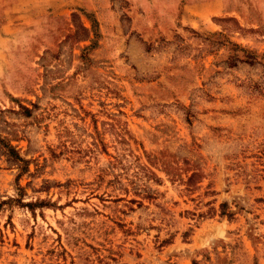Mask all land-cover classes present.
Instances as JSON below:
<instances>
[{
    "label": "rangeland",
    "instance_id": "obj_1",
    "mask_svg": "<svg viewBox=\"0 0 264 264\" xmlns=\"http://www.w3.org/2000/svg\"><path fill=\"white\" fill-rule=\"evenodd\" d=\"M0 138V264H264V0H0Z\"/></svg>",
    "mask_w": 264,
    "mask_h": 264
},
{
    "label": "trees",
    "instance_id": "obj_2",
    "mask_svg": "<svg viewBox=\"0 0 264 264\" xmlns=\"http://www.w3.org/2000/svg\"><path fill=\"white\" fill-rule=\"evenodd\" d=\"M28 110V109H26ZM3 143L4 148L6 149L7 154L12 157L14 160H23L20 155L17 153L15 146L9 143V141H4V138H0Z\"/></svg>",
    "mask_w": 264,
    "mask_h": 264
}]
</instances>
